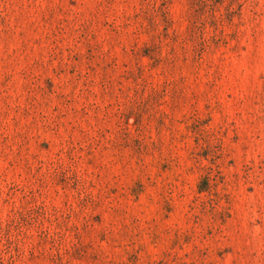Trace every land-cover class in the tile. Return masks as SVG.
Instances as JSON below:
<instances>
[{"label": "rangeland", "instance_id": "374dc122", "mask_svg": "<svg viewBox=\"0 0 264 264\" xmlns=\"http://www.w3.org/2000/svg\"><path fill=\"white\" fill-rule=\"evenodd\" d=\"M0 264H264V0H0Z\"/></svg>", "mask_w": 264, "mask_h": 264}]
</instances>
